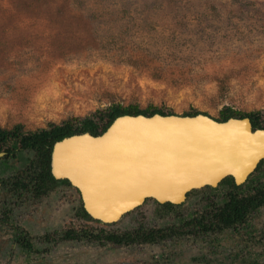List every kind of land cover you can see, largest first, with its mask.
Wrapping results in <instances>:
<instances>
[{"label": "rangeland", "instance_id": "1", "mask_svg": "<svg viewBox=\"0 0 264 264\" xmlns=\"http://www.w3.org/2000/svg\"><path fill=\"white\" fill-rule=\"evenodd\" d=\"M117 108L220 122L258 114L264 125V0H0V127L101 126V116ZM257 178L259 184L264 165ZM216 189L191 192L170 210L148 200L103 224L81 219L76 189L58 185L16 208L32 245L27 253L12 257V220L0 222V264H129L164 251H201L212 264L225 257L264 264V209L236 229L184 231L177 247L93 238L207 217L230 187ZM66 230L89 234L66 241Z\"/></svg>", "mask_w": 264, "mask_h": 264}, {"label": "water", "instance_id": "2", "mask_svg": "<svg viewBox=\"0 0 264 264\" xmlns=\"http://www.w3.org/2000/svg\"><path fill=\"white\" fill-rule=\"evenodd\" d=\"M201 120L211 130L202 129ZM236 122L245 123V136L223 132ZM216 129L223 135L214 137ZM263 140L264 129H253L249 118L123 115L98 136L86 132L56 142L51 173L79 191L93 220L113 224L148 200L179 205L228 177L243 185L264 160ZM185 143L192 146L178 147Z\"/></svg>", "mask_w": 264, "mask_h": 264}, {"label": "trees", "instance_id": "3", "mask_svg": "<svg viewBox=\"0 0 264 264\" xmlns=\"http://www.w3.org/2000/svg\"><path fill=\"white\" fill-rule=\"evenodd\" d=\"M145 115L152 116L160 114L162 116L173 115L161 111L153 110L151 113L131 112L126 108H117L111 112H106L101 118L103 123L101 126L92 120L84 121L80 127H75L70 122H65L63 125L53 124L47 129H41L34 132H26L22 125H15L11 129L0 127V152H4L6 156L0 159V172L10 171L12 173L24 172L25 175V194L43 197L50 193L58 185H68L67 180H56L51 173V154L53 146L56 142L61 141L65 137L76 134L89 132L94 136L104 133L113 121L123 115ZM187 115V116H196ZM230 118H249L253 125V129H264V125L260 121L258 114H246L233 116ZM230 118H225L222 121H227ZM105 120V122H104ZM264 165V160L259 163L255 173L249 177L243 185H236L232 177L226 178L220 183V187H230L229 192L221 201L222 206L212 214V217L217 219L218 224L225 228H233L244 224L245 219L256 211L263 200L259 199L260 193L255 186L260 175V170ZM259 173V174H258ZM4 175V174H2ZM254 194H249V197H244V192L247 190ZM217 191L216 188L208 187L204 191ZM201 192L199 190L193 193ZM244 193V194H243ZM189 196V194L187 195ZM166 209H174L172 204L161 205ZM79 217L88 221L93 220L81 205ZM98 222V221H95ZM100 223V222H98ZM88 232L85 231H69L66 238L74 241L83 240L88 237ZM97 241L110 242L115 245H127L134 242L131 232L121 234L108 233L103 237L93 236Z\"/></svg>", "mask_w": 264, "mask_h": 264}, {"label": "flooded vegetation", "instance_id": "4", "mask_svg": "<svg viewBox=\"0 0 264 264\" xmlns=\"http://www.w3.org/2000/svg\"><path fill=\"white\" fill-rule=\"evenodd\" d=\"M2 174L4 175L2 179L0 180V222L7 223L8 221L12 220V223H10V225H8L9 227L7 226L6 228H8L9 230H12L11 237L8 238V240H13L15 242L11 250V254L13 257V256H16V254L17 255H21V253L25 254L27 253V251H30L32 249V245L30 244V241L29 240L27 241L26 234H24V231H21L20 228L18 227L20 226L18 224L19 221H17L19 219V215H18L19 212H16V208H19L21 210L22 206L25 204L26 199L39 200L42 197L38 198V196H32V195L25 194L26 192H25L24 172L16 173L17 176L15 175V173H12L10 171H4L2 172ZM68 188H72V185L70 184ZM255 188L259 190V193H260L259 199L263 200L262 205L256 211L258 210L262 211L264 209V178L259 184L255 186ZM76 192L79 195L80 207H81V205L83 206L81 195L77 189H76ZM244 193H243L244 197L246 198L249 197V194H254V193L249 192L248 188L246 192ZM49 194L50 193H48L47 195ZM173 206H176V205H173ZM221 206H222V203H219V201L217 203L212 202L210 204V211L206 213L208 214L207 217L202 216L199 218L198 217L192 218L190 220L189 219L183 220L182 223L179 224L178 227H173L171 225H168L164 228L160 227L157 229H154V228L148 229V228H144L143 226L139 227L138 229L135 230V232L132 233L133 238H134L133 243L139 244V245L144 244V245L156 246L155 244H158V243L166 244L167 242H174L173 245L177 247V243L180 240V238L184 236H188V235L183 234L184 231H187L188 234L194 233V235L205 236L207 234H212L215 232L217 233L221 229L222 230L228 229V228H225L223 225L218 224L217 219L212 217V214H214ZM256 211H253L245 219L244 224L250 221L252 214L255 213ZM77 214L79 215V213ZM16 216H17V219H16ZM3 229L4 227L2 226V230ZM69 231H72V230H68V231L66 230L64 235L61 238L66 239V241H74L70 238H66L67 236L66 234ZM50 237L51 236L47 235L45 236L44 240L47 242L49 240L51 241ZM26 246H28V249L26 248ZM181 253L182 252L180 251H177V252L164 251L162 252V254H156L152 257L145 255L143 257H137L136 259H134L135 260L134 262H130L129 264H202V263L212 264V261L207 260L208 257L203 255L205 253L201 251H196L189 255H186V254L181 255ZM227 258L228 257H225L224 259L216 263L217 264H234L233 261L227 260ZM119 264H122V263H119ZM241 264H248V263L244 261Z\"/></svg>", "mask_w": 264, "mask_h": 264}, {"label": "bare ground", "instance_id": "5", "mask_svg": "<svg viewBox=\"0 0 264 264\" xmlns=\"http://www.w3.org/2000/svg\"><path fill=\"white\" fill-rule=\"evenodd\" d=\"M201 125L200 127L202 129H204L205 131L206 130H211L212 126L211 124L208 123V121H205V120H201ZM226 131V134L227 135H231V133H235L236 136H239V137H242V136H245L246 135V132H247V129H246V126H245V123H235L234 125L228 127L227 130H223V132L225 133ZM214 137L217 138V136H222L223 134L218 130L216 129L215 133H213ZM263 143H264V140H263ZM186 145H191L192 144H188V143H185V144H182V145H179L178 147H182V146H186Z\"/></svg>", "mask_w": 264, "mask_h": 264}]
</instances>
